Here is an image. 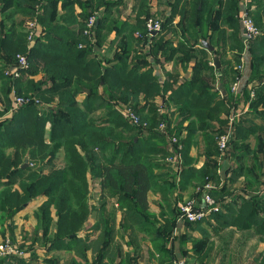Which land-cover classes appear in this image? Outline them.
<instances>
[{"label": "trees", "instance_id": "1", "mask_svg": "<svg viewBox=\"0 0 264 264\" xmlns=\"http://www.w3.org/2000/svg\"><path fill=\"white\" fill-rule=\"evenodd\" d=\"M0 1L3 12L0 22V96L4 101L0 117L7 113L11 116L0 122V187L2 179L9 182L3 189L0 188V216L11 219L32 199L46 196L47 201L40 208L39 216L47 232L53 221L51 208H55V246L65 241H79L78 233L91 213L90 182L99 186L103 197H118L120 206H128L136 213L146 211L148 194L157 178L154 171L160 169L162 161L166 163L169 154L168 137L159 131L166 117L158 113V109L164 106L159 105L158 98L167 92L168 86L164 82L161 88L151 68L143 70V67L148 66L145 58L150 55L157 57L158 50L162 48L166 53L170 44L156 35L151 39L155 41L151 50L145 56L140 53L147 43L145 18H142L146 1L139 0L138 21L132 25L113 15L114 9L121 6L124 0H47V5L38 8L43 11L38 19L47 34L43 38L36 37L31 47L25 18L38 17L35 5L42 0ZM59 1H62L65 10L61 17L57 16ZM250 3L257 4L256 11L250 10L261 30L260 35L249 44L251 78L262 81L264 3L257 0ZM76 4L81 8L79 14L75 12ZM239 4V0H174L158 34L169 31L179 15L188 24L192 23L189 19L198 21L199 30L193 37L197 41L207 40L213 47H218L221 41L225 47L226 41H231V35L237 38L239 34ZM102 7L105 10L100 13L98 26L94 29L95 43L92 44L83 34L85 24L93 11ZM18 16L22 18L18 19ZM223 23L233 29L231 35L227 36L228 32L223 31ZM182 28L191 33L189 27ZM113 31L116 32V39L108 44L104 52L96 51L94 45L102 48ZM137 32L141 38L136 36ZM242 41L243 34L241 40L237 39L239 51L244 49ZM134 53L133 62V58L130 59ZM215 53L222 56L218 50ZM18 54L26 55L29 65L19 69L20 76L14 78L7 72L17 64ZM41 73L44 75L42 80H33L32 77ZM238 75L239 72L235 77ZM221 80L228 90L226 80ZM99 88L103 89L105 98L99 94ZM13 89L18 96L30 101L12 112ZM82 92L87 94L84 102L79 104L77 96ZM221 95L220 91L192 82L168 91L167 112L171 116L178 113L180 120L174 127L166 124L167 134L176 136L177 145L182 148L181 173L169 167V173L165 174H172L171 191L179 189L185 179L186 182L197 180L206 183L210 177V166L207 164L198 170L189 153L197 144L196 138L200 133L204 144L209 147L217 145L220 130L214 128L212 121L218 120L226 111V105L217 101ZM222 97L227 102L233 99L230 94ZM115 102L131 106L142 122L147 123V128L127 122L113 108ZM260 104L264 106V85L257 91L251 106L257 111ZM145 108H149L150 115L144 114ZM102 109L105 112L100 122L94 114ZM185 122H189L187 134L181 139ZM177 145L173 149H177ZM62 149L66 164L57 168L53 162ZM10 150L12 153H9ZM25 163L28 165L25 166ZM40 165L50 166L51 169L43 172ZM16 183L20 186L19 190H13ZM201 196L198 189L194 198ZM233 213L228 227L234 226L241 231L255 228L264 241V203L258 196L243 201ZM260 214L263 217L260 218ZM174 224V220L168 223L167 241L173 235ZM186 242L184 238L182 244ZM8 259H0V264H9ZM228 264H233V261ZM249 264H264V252Z\"/></svg>", "mask_w": 264, "mask_h": 264}, {"label": "crops", "instance_id": "2", "mask_svg": "<svg viewBox=\"0 0 264 264\" xmlns=\"http://www.w3.org/2000/svg\"><path fill=\"white\" fill-rule=\"evenodd\" d=\"M145 1L147 6L142 18L155 17L165 23L166 16L171 9L170 4L174 0ZM257 1L264 3V0ZM239 2L238 37L235 38L234 35H231L233 32L231 27H228L226 23L222 24L223 31L228 32L227 36L231 35V41L228 39L225 47L220 41L218 47L212 46L214 50L211 51L204 46V42L211 45L210 42L202 39L197 41L193 38L196 37L195 34L199 30L198 21L189 19L192 23L188 24L187 20L177 15L169 31L156 34L164 42L170 43L166 48V53H163L164 48L161 46L162 49L158 50L157 57L150 55L145 58L148 66L143 67V70L151 68L161 88H163L164 82L166 87L168 86L167 94H162L158 98L159 105L164 104L163 107L160 106L158 113L160 116L166 117L164 121L171 127H174L180 118L178 113L171 116L167 112L168 91L175 90L184 83L192 82L201 83L222 94L217 101L226 105V111L220 115L218 120H213L212 125L215 129L220 130V135H230L228 152L222 154L218 148L217 138L220 135L216 138L217 145L209 147L202 141V133H200L196 138L197 144L192 146L189 153L193 158L194 167L198 170L207 164L210 166L211 175L206 183L197 180L186 182V179L185 181L183 179V185L179 189L171 191L172 174L170 172L169 175H165L169 173L168 168L171 166L167 161L166 163L162 161L160 169L154 171L157 178L154 180V188L148 194V208L146 211L136 213L130 211L131 208L128 206H120L118 197H103L100 194L99 186L90 182L89 206L91 213L78 233L79 241L77 243L65 241L63 244L57 243L55 246L53 243L57 223L55 208H51L53 221L46 232L43 220L39 216V210L47 201V197L34 198L26 203L13 218L0 216V242L5 238H10L23 252L21 255L7 257L9 264H177L179 261H185L186 264H228L234 259L237 262L240 260V250L254 252L244 264H249L260 257L264 252V241L257 229L241 231L234 226L228 227L230 218L234 215L233 212L241 207L243 201L258 196L260 202L264 203V117L262 116L264 106L260 104L257 111L251 106L257 91L264 85V80H252L249 46L246 48L243 43L244 49L239 51L237 45V39L241 40L243 34L240 15L244 7L247 5L253 11H256L258 7L257 4L250 3L252 0H239ZM44 5H47V0H42L40 4L35 5L38 17L25 18L29 34L32 29L37 39L43 38L47 34L45 27L38 19L43 13L42 9L38 8ZM139 5V0H124L121 6L114 9L113 15L120 21L135 25L139 17ZM104 10L102 7L93 13H97L99 19L100 13ZM75 12L76 14L81 13L79 4L75 5ZM64 13L63 3L59 1L57 16L61 17ZM2 14V2L0 1V22ZM17 18L22 17L18 16ZM182 26L189 27L191 33H186ZM115 39L116 32L113 31L107 37L106 44L102 48H97L95 45L94 49L104 52L108 44ZM36 40L30 41L28 38L29 47ZM154 42L151 40L150 45L145 44L140 53L145 56L151 50V44L153 45ZM215 50H218L222 56L216 55ZM134 56L135 53L131 56L130 61L133 58L134 62ZM215 57L219 59V69L214 65ZM239 59L240 61H238ZM15 67L17 64L11 69ZM237 72L239 75L236 78ZM43 77L44 75L41 73L32 78L39 81ZM222 78L226 80L228 90L224 88ZM234 85H237V93L233 91ZM86 94L87 92H82L77 96L79 104L84 102ZM99 94L105 98L102 88H99ZM227 94L233 97L231 102L223 99L222 96ZM117 104L125 103H114L113 108L119 113ZM141 105L144 106L143 102ZM3 109L4 101L0 96V111ZM148 109L145 108L144 114L148 113ZM104 112L102 109L94 114L95 117L100 118L98 121H102ZM232 112L237 113L236 121L233 124L229 121ZM148 114L150 115V111ZM10 117V113H7L0 117V122ZM188 124L189 122L184 124V129L180 134L181 139H184L187 134ZM47 129L49 132L50 124L47 125ZM149 131L147 130V132ZM135 141H138V136L135 137ZM168 146L167 158L174 154V149L170 144ZM9 153H12V150ZM53 164L57 168L65 166L64 149L60 151ZM27 165L28 163H25V166ZM39 168L43 172H49L51 169L46 165H40ZM181 170L182 162L180 173ZM8 183V179H2L0 188L3 189L4 185ZM207 184L213 186L211 194L219 200L220 211L212 213L202 223L189 224L181 217L180 206L192 200L199 187ZM19 189L20 186L16 183L13 190ZM259 216L261 218L263 214ZM173 220L175 222L174 232L167 241L168 223ZM184 238L187 242L183 245ZM230 251L238 252L230 257Z\"/></svg>", "mask_w": 264, "mask_h": 264}, {"label": "built area", "instance_id": "3", "mask_svg": "<svg viewBox=\"0 0 264 264\" xmlns=\"http://www.w3.org/2000/svg\"><path fill=\"white\" fill-rule=\"evenodd\" d=\"M98 21V14L93 13L86 21L85 29L83 34L88 37L89 41L95 43L94 29ZM240 22L243 29V43L246 48L249 44L255 40L260 35V29L255 23L254 18L251 15L250 8L246 5L240 15ZM32 26V25H31ZM33 27V26H32ZM163 28L162 20L155 17H148L145 19V29H146V45H150L153 36L158 34ZM136 36L141 38L140 33H136ZM35 38V32L31 29L29 34V40L32 41ZM95 46V45H94ZM82 47V46H80ZM17 67L12 71H8L7 75H11L14 78L20 76L19 69L27 68L29 65L28 58L26 55L18 54L17 57ZM233 91L237 93V85H234ZM13 103L12 111L18 110L23 105L27 104L30 100L28 98L18 96L16 91H12ZM117 109L121 116L129 122L131 125L136 127L147 128V123H143L140 115L127 104H117ZM237 118V113L232 112L229 116L230 123H234ZM159 131L166 134L168 137L169 144L172 148L178 144V139L176 136L167 134L166 122H162L159 126ZM230 135L222 134L217 138V144L220 152L226 154L229 150L230 145ZM178 146V145H177ZM168 164L176 172H180V165L182 162L181 156V146L174 149V154L167 158ZM213 186L210 184L205 185L203 188H199L202 193L201 198H193L185 204L180 206L181 217L191 223L196 224L198 222L204 221L212 213L220 211L221 204L218 199H216L212 194L211 190ZM23 252L19 250L18 246L15 245L10 238H5L0 242V259L9 257L12 255H21ZM177 264H186L185 261H179Z\"/></svg>", "mask_w": 264, "mask_h": 264}, {"label": "rangeland", "instance_id": "4", "mask_svg": "<svg viewBox=\"0 0 264 264\" xmlns=\"http://www.w3.org/2000/svg\"><path fill=\"white\" fill-rule=\"evenodd\" d=\"M115 132H118L115 130ZM239 231V230H237ZM234 237V236H233ZM236 238V237H235ZM238 251H230V255L231 257L236 254ZM241 253V258L240 260H238L239 264H244V262H246L249 258H251V256L253 255L254 252H252V250H240ZM213 255V253H212ZM245 260V261H244ZM235 261V262H234ZM233 264H238L237 260L234 259ZM187 263V262H186Z\"/></svg>", "mask_w": 264, "mask_h": 264}, {"label": "water", "instance_id": "5", "mask_svg": "<svg viewBox=\"0 0 264 264\" xmlns=\"http://www.w3.org/2000/svg\"><path fill=\"white\" fill-rule=\"evenodd\" d=\"M204 46L207 47V48H209L211 51L214 50V48H213L211 45H209L207 42H204ZM214 65H215V67H216L217 69L220 68V62H219L218 57H215V58H214Z\"/></svg>", "mask_w": 264, "mask_h": 264}]
</instances>
